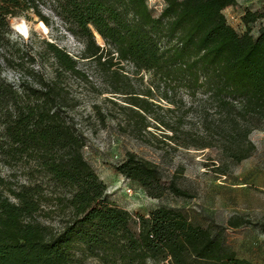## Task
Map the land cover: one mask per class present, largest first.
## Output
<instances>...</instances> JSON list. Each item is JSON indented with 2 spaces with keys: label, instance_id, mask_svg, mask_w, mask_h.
Returning <instances> with one entry per match:
<instances>
[{
  "label": "trees",
  "instance_id": "trees-1",
  "mask_svg": "<svg viewBox=\"0 0 264 264\" xmlns=\"http://www.w3.org/2000/svg\"><path fill=\"white\" fill-rule=\"evenodd\" d=\"M237 2L163 0L155 12L147 0H0V164L27 174L20 183L0 167V264H263L237 256L220 232L179 209L158 206L132 214L111 202L83 155L84 136L65 109L66 76L90 82L80 67L85 60L107 91L121 97L120 107L138 127L149 125L151 117L172 131L171 140L181 118L169 122L158 113L162 107L151 100L152 86L139 92L125 64L136 76L148 72L166 98L182 86L193 95L204 89L224 120L218 123L223 131L239 124L237 113L257 123L264 117V26L254 35L252 25L264 13L245 11L246 28L238 32L224 13ZM29 12L42 21L40 28L57 19L81 44L73 56L42 39L39 54L52 65L50 78L29 66L34 55L10 39V18L30 19ZM15 65L25 67L33 82L7 81L2 70ZM203 111L208 118V107ZM236 131L247 138L250 128ZM232 156L239 162L247 154L238 147ZM115 169L150 197L189 195L132 152ZM46 190L57 203L50 212L60 216L58 227L40 220Z\"/></svg>",
  "mask_w": 264,
  "mask_h": 264
},
{
  "label": "rangeland",
  "instance_id": "rangeland-1",
  "mask_svg": "<svg viewBox=\"0 0 264 264\" xmlns=\"http://www.w3.org/2000/svg\"><path fill=\"white\" fill-rule=\"evenodd\" d=\"M147 4L158 12L163 0H147ZM247 10L264 13V0H238L236 5L224 10L228 22L238 32L245 31L241 16ZM28 16L30 19L24 14L10 18L13 30L10 39L34 55L35 61L29 66L50 78L52 65L39 54L43 48L42 39L56 43L73 56L78 55L81 44L60 27L57 19L44 29L37 27L42 21L32 12ZM252 26V33L257 35L259 28L264 26V17ZM96 40L103 45L100 37ZM82 61L80 67L87 72L90 82L66 76L69 95L65 109L84 136L83 155L106 184L110 201L132 214H146L158 206L179 209L195 223L220 232L237 256L264 264V117L255 123L251 117L237 113L239 124L223 131L218 123L224 124V120L204 89L193 95L182 86L166 98L155 89L148 72L136 76L132 67L125 64L124 71L139 92L152 86L151 100L162 107L158 113L169 122L181 118L178 135L171 140L167 134H173L172 131L168 127H158L151 117L149 125L138 127L133 116L120 107L124 104L121 97L109 93L105 81L92 66ZM25 67L4 66L2 76L14 84L23 80L33 82ZM204 105L208 107V118H205ZM248 127V137H240L236 130ZM238 147L247 154L239 162L232 156ZM127 152L154 163L164 181H175L189 195L167 192L156 198L148 196L139 183L115 169ZM0 167L5 176L26 182L27 174L22 168L1 164ZM45 194L47 200L40 205L45 215H41L40 220L58 227L60 216L50 212L57 206L53 201L55 197L50 196L48 190ZM86 264H94V261L88 260Z\"/></svg>",
  "mask_w": 264,
  "mask_h": 264
}]
</instances>
